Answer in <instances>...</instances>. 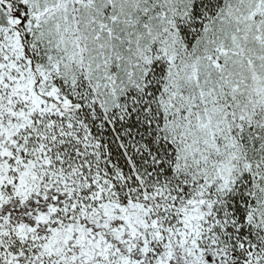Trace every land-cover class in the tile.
<instances>
[{"label": "snow or ice", "instance_id": "1", "mask_svg": "<svg viewBox=\"0 0 264 264\" xmlns=\"http://www.w3.org/2000/svg\"><path fill=\"white\" fill-rule=\"evenodd\" d=\"M0 264H264V0H0Z\"/></svg>", "mask_w": 264, "mask_h": 264}]
</instances>
